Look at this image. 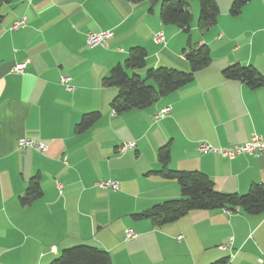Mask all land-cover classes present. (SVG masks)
<instances>
[{
    "label": "crops",
    "instance_id": "obj_1",
    "mask_svg": "<svg viewBox=\"0 0 264 264\" xmlns=\"http://www.w3.org/2000/svg\"><path fill=\"white\" fill-rule=\"evenodd\" d=\"M215 1L217 22L204 32L196 27L197 2H189L191 42L208 47L210 64L149 108L119 115L109 106L116 88L103 87L101 80L124 63L130 48L147 52L135 72L140 77L150 68L189 70L182 54L187 37L160 22L158 5L152 12L147 1L126 0H10L1 7L0 264H48L77 245L107 251L112 264L264 259V214L194 211L161 227L130 217L180 198L175 181L152 174L160 170L158 149L167 143L170 170L200 171L219 192L242 195L251 184H264V154L228 160L197 150L200 143L223 148L264 136V86L249 89L221 74L239 64L264 75V0H249L236 17L229 15L233 0ZM21 18L25 26L11 30ZM107 30L113 36L103 48L87 47V33ZM159 33L163 42L155 41ZM19 63H26L22 73L13 71ZM62 76L73 93L60 85ZM164 107L169 114L154 121ZM90 112H99L100 119L77 134L75 125ZM21 139L47 150L21 152ZM127 142L136 148L119 153ZM33 177L42 195L22 207L19 197ZM103 180L117 181L118 190L97 188ZM126 229L138 237L124 241ZM230 238L232 245L219 250Z\"/></svg>",
    "mask_w": 264,
    "mask_h": 264
},
{
    "label": "trees",
    "instance_id": "obj_2",
    "mask_svg": "<svg viewBox=\"0 0 264 264\" xmlns=\"http://www.w3.org/2000/svg\"><path fill=\"white\" fill-rule=\"evenodd\" d=\"M131 4L144 1L149 3L152 12L158 5L159 19L163 25H171L182 31L187 37L188 52H183L189 70L179 71L173 68L157 67L145 71L143 77L135 72L145 65L147 52L135 46L129 49L123 66L116 65L101 80L105 88L115 87L116 96L110 102V109L116 114L131 110H144L193 80L199 70L211 62V55L205 44L191 42L192 13L188 10L190 0H126ZM198 3L196 27L204 32L214 26L219 16L215 0H195ZM10 0H0V10ZM249 0H233L229 15L238 16ZM2 15L0 12V21ZM128 71L132 72L130 76ZM226 80H236L249 89L264 86V75L252 66L234 64L221 72ZM99 112L82 115L74 131L82 134L90 129L99 119ZM160 170L152 172L166 180L177 183L180 198L166 200L150 209L130 215L134 221L149 220L153 226L161 227L176 222L194 211L226 210L234 212L240 209L248 215L264 214V184H251L245 194H227L217 191L209 177L200 171H174L168 168L170 160V143L160 147L157 152ZM42 195L38 177L28 183L24 196L19 197L22 207L29 206ZM229 258L219 259L211 264H228ZM48 264H112L110 254L100 248L89 245H77L63 250L60 255Z\"/></svg>",
    "mask_w": 264,
    "mask_h": 264
},
{
    "label": "built area",
    "instance_id": "obj_3",
    "mask_svg": "<svg viewBox=\"0 0 264 264\" xmlns=\"http://www.w3.org/2000/svg\"><path fill=\"white\" fill-rule=\"evenodd\" d=\"M25 26V18H21L18 21H15L12 26L11 30H18ZM113 33L109 30L99 32V33H92L89 32L86 35L85 42L86 45L90 49L94 48H103L107 42L112 38ZM163 36L161 33L157 34L155 41L156 42H163ZM26 67V63H19L14 66L13 71L16 73H22L23 70ZM60 85L64 87V89L69 92H74V87L70 84V79L66 76H62L59 79ZM170 112L169 107H164L161 110H159L155 115H153L154 121H158L161 119H164ZM17 149L21 152H25L27 150H35L40 153H43L47 150V147L43 144L21 139L17 142L16 145ZM136 148L135 142H127L123 143L118 147L119 153H124L128 150H133ZM197 150L199 152H205V153H211L219 155L223 158H226L228 160H234L238 156L246 155L250 157H258L262 154H264V136L261 135H253L249 141L239 144V145H232L227 146L223 148H215L212 147L206 143H200ZM96 187L101 190H107L111 192H116L118 190V182L115 180H103L98 183H96ZM61 189V187H60ZM59 189V190H60ZM138 237L137 233H135L132 229H126L124 231V241L126 242H132ZM177 240H181V236L177 238ZM233 239L230 238L229 241L226 244L218 246L219 250H226L232 245ZM259 264H264V259H259Z\"/></svg>",
    "mask_w": 264,
    "mask_h": 264
},
{
    "label": "rangeland",
    "instance_id": "obj_4",
    "mask_svg": "<svg viewBox=\"0 0 264 264\" xmlns=\"http://www.w3.org/2000/svg\"><path fill=\"white\" fill-rule=\"evenodd\" d=\"M193 1V3L195 2L194 0H192ZM197 5H198V3H197ZM198 7V6H197ZM188 10L193 14V11H192V7H191V5H189V7H188ZM88 47V46H87ZM89 48V47H88ZM185 52H188V49H185ZM183 54V53H182ZM122 66H123V63H122ZM177 70V69H176ZM180 71V70H179ZM128 74L131 76L132 75V72L131 71H128Z\"/></svg>",
    "mask_w": 264,
    "mask_h": 264
}]
</instances>
